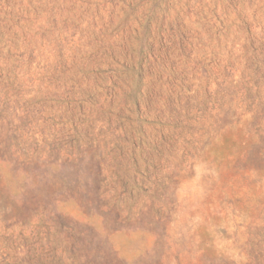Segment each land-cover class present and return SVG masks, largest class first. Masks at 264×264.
Wrapping results in <instances>:
<instances>
[{
  "label": "rangeland",
  "instance_id": "1",
  "mask_svg": "<svg viewBox=\"0 0 264 264\" xmlns=\"http://www.w3.org/2000/svg\"><path fill=\"white\" fill-rule=\"evenodd\" d=\"M0 264H264V0H0Z\"/></svg>",
  "mask_w": 264,
  "mask_h": 264
}]
</instances>
